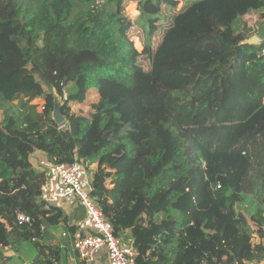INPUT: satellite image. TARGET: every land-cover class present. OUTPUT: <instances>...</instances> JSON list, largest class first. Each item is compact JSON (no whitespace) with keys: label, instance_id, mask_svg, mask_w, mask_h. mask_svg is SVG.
Wrapping results in <instances>:
<instances>
[{"label":"trees","instance_id":"trees-1","mask_svg":"<svg viewBox=\"0 0 264 264\" xmlns=\"http://www.w3.org/2000/svg\"><path fill=\"white\" fill-rule=\"evenodd\" d=\"M177 4L0 0V264L3 249L21 256L26 246V264H62L44 227L74 233L61 209L46 208L35 151L49 165H94L90 195L114 235L127 232L136 264L264 260V0H193L154 43L161 7ZM69 84L68 128L58 130L31 103L43 86L63 97ZM92 92L86 115L71 109ZM16 211L29 222L18 225Z\"/></svg>","mask_w":264,"mask_h":264},{"label":"built area","instance_id":"built-area-1","mask_svg":"<svg viewBox=\"0 0 264 264\" xmlns=\"http://www.w3.org/2000/svg\"><path fill=\"white\" fill-rule=\"evenodd\" d=\"M63 96L66 101L67 95L63 93ZM57 128L65 130L68 127L64 121L57 124ZM82 172L83 167L77 162L48 165L45 182L40 186V195L48 203L46 208L55 201H62L69 207L78 202L85 209L87 222L93 229V234L73 239L72 249L77 263L92 264L102 256L105 258L104 264H136L137 250L130 242L114 235L112 220L102 213L96 200L91 197L90 182L83 183ZM15 219L18 225L28 223L30 220L28 216L18 211ZM61 236L66 238L69 234L63 232ZM242 264H264V260H247Z\"/></svg>","mask_w":264,"mask_h":264},{"label":"rangeland","instance_id":"rangeland-1","mask_svg":"<svg viewBox=\"0 0 264 264\" xmlns=\"http://www.w3.org/2000/svg\"><path fill=\"white\" fill-rule=\"evenodd\" d=\"M178 2L177 6L175 8H173V10L169 9L168 7L162 6L161 7V11L159 14V23H158V31L156 34H154L153 38H154V43L155 41L158 42L160 37L163 34L164 29H166L171 22L172 19V15L177 12L179 9H181L182 7H184L186 4L193 2V0H176ZM124 14L131 19L132 23L134 22L135 24L132 26V28L129 30L128 32V36L131 39V41L133 42L134 47L137 49L138 52L142 51L143 45H142V41L144 38V32H142V30L137 26V24L142 25V21L140 18H138V5L137 2L134 1H129L124 9ZM252 18L255 20L254 16H252ZM250 24V23H249ZM252 26H256L255 23H252ZM258 40V37H255ZM145 67L148 65V63L146 62ZM64 94L69 95L70 93H75V86L74 84H69L63 91ZM93 92L89 94V99L87 101H85L83 104H76L73 103L72 101L70 102L71 105V109L74 112H79L82 113L84 115H86L89 110H90V104L93 103V101L95 100V96H93ZM48 95L51 97V100L49 101V103L47 104L48 107L46 106L43 110V105L46 103V97H48ZM64 102V96L60 97L57 96L51 89L43 86V94L40 98L33 100L31 104L36 105L38 107L39 112L44 111V114L46 117L48 118H53V113L57 108H60V105ZM49 108L51 109L49 114L47 115L46 113V109ZM1 115V114H0ZM43 157H45L42 153H40ZM120 155V154H119ZM118 155V156H119ZM35 157H33L32 163L34 164L35 168L37 169H44L47 164L44 162V160L40 159H35ZM47 161V160H46ZM120 169V168H118ZM117 169V170H118ZM116 170H112L113 175L115 174ZM91 170L90 169H85L83 168V172H82V179H83V183L84 181L86 183L90 182V176H91ZM65 205L62 201H55L53 204H51V207H56V205ZM55 205V206H54ZM69 207V206H68ZM73 207H80L81 209L83 208V206L76 202L75 205ZM72 208V207H71ZM84 209V208H83ZM241 209L244 208H240L237 207V211L239 212ZM251 211H253L254 207L250 206L248 208ZM45 228L47 230L46 234L48 232H50V229L53 231L57 232L56 228L50 227L45 225ZM59 230V227H58ZM44 238V237H43ZM125 238V237H124ZM43 242L45 244L47 243H51L52 241H50L49 239H45L43 240ZM68 241H63V243H65V245H67L69 247V244L67 243ZM67 243V244H66ZM2 252L4 253L5 257L7 258V260L5 261L6 264H13V263H17V264H26V261H28L32 256H33V249L31 246H26L23 249V254L20 256L16 253H14L10 248H5L2 250ZM14 254V255H13Z\"/></svg>","mask_w":264,"mask_h":264},{"label":"crops","instance_id":"crops-1","mask_svg":"<svg viewBox=\"0 0 264 264\" xmlns=\"http://www.w3.org/2000/svg\"><path fill=\"white\" fill-rule=\"evenodd\" d=\"M255 37H258V36L254 35L251 37V39L252 38L255 39V42H253V43L259 42L260 41L259 37H258V40ZM33 157H35V159H40L41 162H42V160H44V162L47 164V166L45 168H48L49 163L46 161V158L43 157L39 152L35 151L30 156V159L33 160ZM93 167H94V165L90 166L89 169L92 170ZM36 170L41 171V168L40 169L37 168ZM90 178H91V176H90ZM56 207H58L59 209L62 210L63 216L66 218V221H67L69 227H73L74 233L72 234V232L70 230L66 229L62 224L53 227V228L57 229V232L50 229V232H48L47 234L45 231L47 229L44 227V231H43V237L44 238H43V240L49 239L52 242L51 243L49 242L47 244H57L64 249L65 257L62 260V264H78L76 255L72 249V241L77 236H84L87 234H93V229L91 228V226L87 222L85 209H83V208L81 209L80 207H76V208L72 207L71 208V207H68L65 205H59V204H57ZM58 227H59V230H58ZM63 232H67L69 234V236L66 238H63L61 236V234ZM126 234H127V232H125L124 235L120 236V237H122L125 240L124 237ZM63 241H68L67 243L69 244V247L67 245H65V243H63ZM128 242H130V241H128ZM104 262H105V258L101 256L98 258V260L96 262H94L92 264H104Z\"/></svg>","mask_w":264,"mask_h":264},{"label":"water","instance_id":"water-1","mask_svg":"<svg viewBox=\"0 0 264 264\" xmlns=\"http://www.w3.org/2000/svg\"><path fill=\"white\" fill-rule=\"evenodd\" d=\"M249 42H250V43H253V42H255V39L252 38V39H250ZM53 119H54V121H55L56 124H61V123L64 122V118H63V116L60 114V108H57V109L54 111V113H53Z\"/></svg>","mask_w":264,"mask_h":264}]
</instances>
